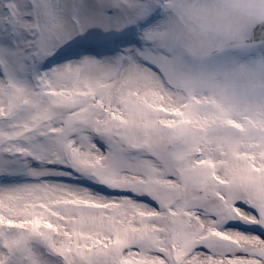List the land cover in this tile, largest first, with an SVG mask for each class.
<instances>
[{
	"label": "snow or ice",
	"instance_id": "obj_1",
	"mask_svg": "<svg viewBox=\"0 0 264 264\" xmlns=\"http://www.w3.org/2000/svg\"><path fill=\"white\" fill-rule=\"evenodd\" d=\"M0 264H264V0H0Z\"/></svg>",
	"mask_w": 264,
	"mask_h": 264
}]
</instances>
